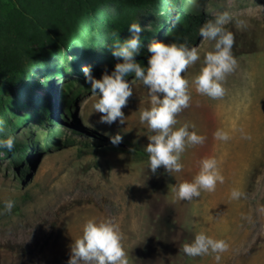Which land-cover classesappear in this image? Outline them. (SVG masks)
Masks as SVG:
<instances>
[{
	"label": "rangeland",
	"instance_id": "rangeland-1",
	"mask_svg": "<svg viewBox=\"0 0 264 264\" xmlns=\"http://www.w3.org/2000/svg\"><path fill=\"white\" fill-rule=\"evenodd\" d=\"M170 3L175 15L181 10L191 15V26L198 17L191 43L201 61L212 42L199 37V27L223 12L232 17L225 27L233 34L237 63L223 82L224 95L210 99L195 92L191 80L201 61L184 74L191 99L176 115L175 127L190 123V130L206 139L186 147L181 172L168 175L161 167L153 175L143 151L151 133L138 120L139 110L147 107L145 88L131 74L126 79L133 94L122 108L124 123L111 126L97 123L95 98L83 75L69 68L51 78L57 125L3 92L8 119L0 115V130L26 150L12 159L0 157V209L4 200L14 201L10 212L0 214V264H66L72 240L89 218L118 225L128 264H217L212 253L183 254L182 245L199 232L227 242L218 264H264V0ZM47 90L38 92L46 96ZM217 129L230 139H214ZM86 133L107 141L104 133H119L122 139L98 146ZM207 157L217 160L223 183L192 201L174 199L172 187L190 181ZM233 189L243 196L230 199Z\"/></svg>",
	"mask_w": 264,
	"mask_h": 264
},
{
	"label": "clouds",
	"instance_id": "clouds-1",
	"mask_svg": "<svg viewBox=\"0 0 264 264\" xmlns=\"http://www.w3.org/2000/svg\"><path fill=\"white\" fill-rule=\"evenodd\" d=\"M231 19L228 12H223L199 27V37L212 42L211 50L204 52L202 61L197 48L188 46L186 40L181 43L153 40L144 45L141 39L142 28L138 20H135L128 25V32L131 34L128 38L121 40L118 33H113L117 39L111 45L110 54L116 62L110 73L105 69L101 78L97 79L88 66L81 67L84 84L88 85L95 98L91 107L94 113L100 114L97 121L100 124L111 126L113 123H124L122 108L126 107L128 98L133 94L131 80L126 79L129 74L144 86L147 107L139 110L138 120L151 133L147 136L148 142L143 149L147 154L149 173L155 175L161 167L168 175L181 172V155L186 147L202 144L206 139L190 130L194 129V125L190 123L175 127L176 115L189 107L191 99L189 80L184 74L190 66L201 61L199 71L191 80L195 92L210 99L224 95L223 82L237 63L232 54L234 37L225 27ZM141 47L147 53L143 64L136 59L140 56ZM104 134L114 146L122 139L119 133ZM213 138L227 142L230 136L222 129H217ZM13 147L12 137L0 139V149L11 152ZM217 183H223L217 160L207 157L199 161V170L192 179L175 184L172 192L176 200L192 201L202 191H214ZM229 196L235 200L241 198L243 193L233 189ZM2 205L0 214L10 212L14 201L7 199ZM227 249L225 240L214 239L204 232L196 233L192 241L183 244L181 248L188 257L212 253L217 264L220 254ZM66 264H128L118 225L108 218L85 220L80 236L72 240Z\"/></svg>",
	"mask_w": 264,
	"mask_h": 264
},
{
	"label": "trees",
	"instance_id": "trees-1",
	"mask_svg": "<svg viewBox=\"0 0 264 264\" xmlns=\"http://www.w3.org/2000/svg\"><path fill=\"white\" fill-rule=\"evenodd\" d=\"M181 10L175 15L170 0H8L0 1V115L8 119L2 98L11 92L17 102L31 108L37 116L57 125L55 104H51V78L58 69L91 74L105 69L110 73L116 59L110 54L112 43L131 34L128 25L138 20L141 39L181 43L192 47L195 23ZM170 30L166 32L167 28ZM166 32V33H165ZM144 47L136 57L143 64ZM39 88H46L42 96ZM29 117V116H27ZM8 136L0 130V139ZM26 150L14 142L11 152L0 149V157L12 159Z\"/></svg>",
	"mask_w": 264,
	"mask_h": 264
},
{
	"label": "water",
	"instance_id": "water-1",
	"mask_svg": "<svg viewBox=\"0 0 264 264\" xmlns=\"http://www.w3.org/2000/svg\"><path fill=\"white\" fill-rule=\"evenodd\" d=\"M86 138L98 146H105L110 143L109 141L103 139V137L94 133H86Z\"/></svg>",
	"mask_w": 264,
	"mask_h": 264
},
{
	"label": "bare ground",
	"instance_id": "bare-ground-1",
	"mask_svg": "<svg viewBox=\"0 0 264 264\" xmlns=\"http://www.w3.org/2000/svg\"><path fill=\"white\" fill-rule=\"evenodd\" d=\"M263 48H264V46H263ZM263 48H262V49H263ZM256 49H257V47H256ZM262 52H263V51H262ZM259 54H260V53H259ZM261 56H262V55H260V57H261ZM260 59H262V63H264V55H263ZM260 62H261V60H260ZM261 65L264 66V64H261ZM261 65H260V66H261ZM263 66H262V67H263ZM261 72H263V71L261 70ZM262 74H263V73H262ZM260 75H261V74H260ZM260 77H262V76H260Z\"/></svg>",
	"mask_w": 264,
	"mask_h": 264
}]
</instances>
